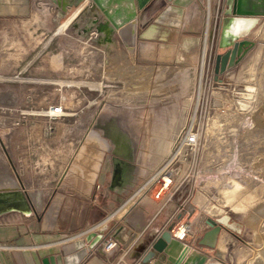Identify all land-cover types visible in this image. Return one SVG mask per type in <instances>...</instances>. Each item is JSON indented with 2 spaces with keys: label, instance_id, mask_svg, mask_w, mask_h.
I'll list each match as a JSON object with an SVG mask.
<instances>
[{
  "label": "rangeland",
  "instance_id": "1",
  "mask_svg": "<svg viewBox=\"0 0 264 264\" xmlns=\"http://www.w3.org/2000/svg\"><path fill=\"white\" fill-rule=\"evenodd\" d=\"M82 1L32 0L28 15L0 19V192H20L36 219L87 195L102 153L123 180L98 194L102 220L132 201L103 232L157 207L159 217L173 213L166 229L189 226L180 242L199 240L209 220L222 226L224 251L209 262L264 264V38L255 34L264 15L244 16L253 22L223 44L225 0H210V16L207 0H134L136 23L117 25L93 0L68 20ZM241 39L254 45L216 72V56ZM61 95L64 113L51 118ZM185 130L200 133L193 149ZM12 215L23 214L0 218Z\"/></svg>",
  "mask_w": 264,
  "mask_h": 264
},
{
  "label": "crops",
  "instance_id": "2",
  "mask_svg": "<svg viewBox=\"0 0 264 264\" xmlns=\"http://www.w3.org/2000/svg\"><path fill=\"white\" fill-rule=\"evenodd\" d=\"M163 1L173 7H180L190 5L193 0ZM31 5L32 0H0V19L24 17L30 12ZM116 6L118 7L114 4L112 9ZM148 30L149 28L142 32V36L149 38L146 33L151 31ZM101 155L96 168L85 178L87 195L55 204L54 208L46 210L36 219L26 214L0 218V264H44L43 259L58 255L63 245L84 238L91 227H94V232H101L102 238L78 264H174L185 247H188L189 251L179 264H206L210 261V251L214 248L222 255V251L217 247L221 242V234L218 236L216 247L209 248L199 245L198 239L180 242L173 236V228L170 230L172 240L164 250L160 253L155 252L150 260L144 261L146 254L152 250V244L173 218V213H166L165 217L157 216V207L147 212L144 219L136 217V213H131L128 218L133 224L126 226L127 228L118 225L110 233L103 232L102 228L106 227L107 222L125 213L132 201L128 200L102 220L106 209L105 204L99 201L98 194H102L101 192L105 194L109 189H118L123 180L120 169L115 171V174L119 175L114 177L116 175L112 166L109 169L104 168L105 156L102 158ZM114 183L116 184L113 185ZM104 185L106 188H103ZM90 192L94 193L91 197ZM111 240L116 241V247L107 250L106 245Z\"/></svg>",
  "mask_w": 264,
  "mask_h": 264
},
{
  "label": "water",
  "instance_id": "3",
  "mask_svg": "<svg viewBox=\"0 0 264 264\" xmlns=\"http://www.w3.org/2000/svg\"><path fill=\"white\" fill-rule=\"evenodd\" d=\"M225 5V14L251 17L264 15V0H225ZM253 45L254 42L249 39L234 41L230 50H227L224 54H218L216 56L215 71L221 72L226 67L237 63ZM261 101V112L264 115V82L261 91ZM208 224L210 228L203 233L202 237L198 240V244L209 248H214L216 247L222 226L210 220L208 221ZM170 229L171 227L164 230L160 234V236L152 244V250L146 254L144 261L150 260L154 256L155 252H162L164 248L170 243L172 240ZM101 238V232L96 233L94 232V227H91L86 232L84 238L77 239L71 243L63 245L58 255H52L43 259V263L78 264L81 259L91 250V248L100 241ZM183 257L184 253L181 251L174 264H179ZM206 264L223 263L211 261Z\"/></svg>",
  "mask_w": 264,
  "mask_h": 264
},
{
  "label": "bare ground",
  "instance_id": "4",
  "mask_svg": "<svg viewBox=\"0 0 264 264\" xmlns=\"http://www.w3.org/2000/svg\"><path fill=\"white\" fill-rule=\"evenodd\" d=\"M91 1L92 0H83L82 2L78 3V6L75 8L73 14L69 17L68 20H70L72 17H74L76 14H78L84 8V6L87 5V3L91 2ZM93 1H94V3L97 4V6H99L101 9H103V11H106L105 15H106L107 19L110 22H112L113 24L117 25V24H123V23H127V22H129L130 24L135 23L136 9H135L133 0H93ZM70 2L77 3L78 0H70ZM114 4H117L118 7L116 6V7H114V9H112ZM207 10H208L207 14L210 16V0H208V3H207ZM252 22H253L252 19H246L244 16H236V15L225 16L223 18V27H222V34H221L222 43L227 44L228 42H230L233 37H235L236 35H238L242 31H244ZM66 23L67 22L65 21V25H66ZM208 31H209V29L207 28V31L205 33L204 49L206 47V41L208 38L207 37ZM255 34L258 35L260 38H264V27L257 30L255 32ZM175 170H176V175L180 176L181 175L180 169H175ZM171 171H173V170H171ZM164 178H165L166 182H168L170 180V177L165 176ZM236 186H237V184L234 183V187H236ZM0 204H1L0 214L6 213L9 211H19L22 214L28 215L31 211L28 204L26 203L25 199L23 198V196L20 192H9V193L0 192ZM127 206L128 205H126V207ZM122 211L120 210V212H122ZM221 222L226 223V217H223L221 219ZM99 230H101V229H99ZM175 234L179 237H183L184 236L183 229L180 228L177 232H175ZM217 247L222 252L224 251L225 246L222 245L221 243H219ZM188 251H189V248L185 247L183 249L184 255ZM192 258H193V256H192Z\"/></svg>",
  "mask_w": 264,
  "mask_h": 264
},
{
  "label": "built area",
  "instance_id": "5",
  "mask_svg": "<svg viewBox=\"0 0 264 264\" xmlns=\"http://www.w3.org/2000/svg\"><path fill=\"white\" fill-rule=\"evenodd\" d=\"M65 100H66V98L64 97V95H61L60 100L56 104L51 105L49 107L48 116L53 118V117H58V116L62 115L64 113L63 108H64V101ZM181 140L183 141V143L186 146L193 149L199 143L200 133L193 131V130H185L182 134ZM168 174H169L170 180L168 182H166L165 178L162 177L161 182L159 183V188L155 193V197L159 198L160 200H162L164 198V195L168 193L169 186L173 182V179H174L173 171L168 172ZM179 224H180L179 228L183 229L184 236H185L186 231L188 230L189 226L186 223H182V221H180ZM172 234L174 237H176L179 240L184 238V236L183 237L177 236L175 234L174 230H173ZM116 244H117L116 241L111 240L107 243L106 249L108 250V249H111L113 247H116Z\"/></svg>",
  "mask_w": 264,
  "mask_h": 264
}]
</instances>
